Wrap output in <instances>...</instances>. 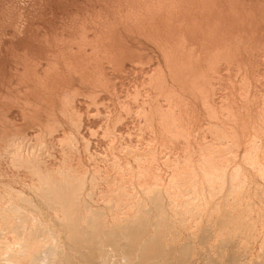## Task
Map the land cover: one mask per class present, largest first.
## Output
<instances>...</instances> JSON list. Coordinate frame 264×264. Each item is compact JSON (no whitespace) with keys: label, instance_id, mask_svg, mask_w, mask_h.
I'll list each match as a JSON object with an SVG mask.
<instances>
[{"label":"bare ground","instance_id":"1","mask_svg":"<svg viewBox=\"0 0 264 264\" xmlns=\"http://www.w3.org/2000/svg\"><path fill=\"white\" fill-rule=\"evenodd\" d=\"M232 227L260 248L264 0H0V238L195 264Z\"/></svg>","mask_w":264,"mask_h":264},{"label":"rangeland","instance_id":"2","mask_svg":"<svg viewBox=\"0 0 264 264\" xmlns=\"http://www.w3.org/2000/svg\"><path fill=\"white\" fill-rule=\"evenodd\" d=\"M51 224L53 225V223ZM232 234L235 235V237H233ZM56 235H58V233L49 232L45 235V237H40L35 240L38 243H41L42 245L45 244L46 247L50 248V251L44 252L41 256H39L40 261L38 264H62V261L63 264H93L92 261L88 262L82 260V255L80 257L79 253L73 254L74 251L72 252V254H68V252L66 253V251H64L65 247H62L63 242L65 244V238ZM238 235V231L232 227L228 234L226 232L225 234L220 236H211L209 240L206 241L205 247L201 249V251L197 255V263L195 264H264V239H259L260 241L258 240L260 248H254V250H251L250 248L251 251L247 250L246 252H244L243 250L238 248V246L236 245V241L249 243L251 246H254L253 244L255 243V240L251 236H247V234H245L244 237ZM62 240L63 242H61ZM226 240L227 242H225ZM18 241H7L6 239L0 238V264H30V260H32L34 256L32 255V253L23 254V252H21L19 248ZM58 243L60 244V246ZM228 246H232V248L229 249ZM129 258L130 260H132L133 256H129ZM136 259L137 262L135 261ZM138 259L139 257L136 256L135 260L133 259V264H137L139 262ZM130 260H127L126 262L122 260L123 262L120 263L129 264L128 262Z\"/></svg>","mask_w":264,"mask_h":264}]
</instances>
